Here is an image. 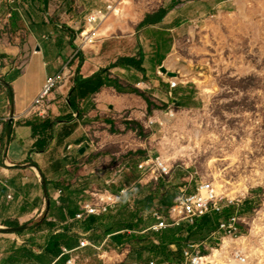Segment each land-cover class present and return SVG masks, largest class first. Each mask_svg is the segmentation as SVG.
<instances>
[{
  "label": "rangeland",
  "instance_id": "1",
  "mask_svg": "<svg viewBox=\"0 0 264 264\" xmlns=\"http://www.w3.org/2000/svg\"><path fill=\"white\" fill-rule=\"evenodd\" d=\"M229 1L222 10L217 8L218 0H203L198 6L188 7L184 11L185 17L190 19L192 15H198L196 21H186L181 31L167 38L153 35L150 45L141 42L143 37L137 32L138 27L148 14L168 8L172 0H0V44L4 46L14 41L8 20L18 5L23 6V15L33 12L36 27L43 25L39 27L40 35L51 31L50 26L55 22L60 26H55V29L65 32L73 44H79L85 31L86 17L97 8L114 4L115 10H122L121 15L110 14L109 19L96 28L102 33L113 30L108 37H99L88 49L102 41L112 46L114 42L123 40L124 44L116 47L118 57L130 56L143 45L155 64L161 63L167 49L171 50L164 67L178 76L169 77L161 70L159 76L188 81L200 96V107L190 109L171 103L164 106L145 95L150 101V113L139 121L130 118L129 114L118 119L109 107L100 109L103 116L92 119L90 127L95 138L92 148L96 146L95 154L86 157L76 149L71 159L63 157L67 150L64 155L59 153L63 157L59 159V170L63 168L65 174L47 173L46 178L59 182L58 187H51V193L54 195L61 190L62 197L66 191V195L71 194L77 204L90 196L86 192L108 188L104 180L112 168L131 164L132 169L125 172L123 183L134 182L141 175L137 161L150 156L155 162L151 163V168L159 160L171 171L161 179L165 186L154 206L163 214L167 210L161 203L164 196L174 197L175 201L184 186L190 193L203 181H209L215 183L220 194L230 200L232 205L225 212L234 208V214L240 213L246 221L241 239L226 237L217 229L196 232L188 241L196 244L205 242V253L221 249L232 255L244 247L250 264H264V0ZM167 20L169 24L172 18ZM76 26L79 27L77 31L74 29ZM69 30H74L75 37ZM153 45L158 46L156 55L151 50ZM70 66L71 63L61 70L65 71ZM172 111L175 114L173 118L170 116ZM12 118L8 112L2 116L1 122L7 123ZM37 118L41 119L40 142L45 144L50 137L43 122L49 119V114L46 118ZM152 120L155 123L150 126ZM95 132L99 137H95ZM95 171L101 175L94 177ZM160 181L149 180L136 185L139 186L137 193L144 197L155 192ZM119 186L114 185L113 189ZM129 203L130 208H134V201ZM144 217L147 218L148 213ZM183 226L191 225L183 223ZM74 230L80 231L77 227ZM147 233L136 234L143 236ZM38 235V244L41 245L45 233ZM243 238L247 239L245 244H236ZM182 245L183 248L188 247L187 244ZM170 248L174 253L178 251L177 246ZM90 252L88 249L74 252L73 264H99L100 259L94 257V253L89 257ZM146 257L148 255H144ZM143 260L130 256L124 264H158L156 259L148 263ZM178 260L179 256L173 257L169 264H178Z\"/></svg>",
  "mask_w": 264,
  "mask_h": 264
},
{
  "label": "crops",
  "instance_id": "2",
  "mask_svg": "<svg viewBox=\"0 0 264 264\" xmlns=\"http://www.w3.org/2000/svg\"><path fill=\"white\" fill-rule=\"evenodd\" d=\"M177 1L184 3L170 11L161 23L142 27L144 18L137 31L143 37L141 42L150 44L153 41V35L160 38L170 37V34L181 31L186 21L191 23L196 21L198 15H192V19H189L185 17L184 11L186 12V9L193 5L198 6V3L200 4L203 0H172L169 7L174 6ZM204 1L207 2V0ZM229 3V0H218L217 8L222 10ZM22 7V5L15 7L8 20L11 35L14 37L13 43L8 42L4 46L0 44V180L2 181L0 184V264H6L8 260L15 259L16 253H20L25 247L32 252L31 254H40L42 250L39 246L45 245L50 234H67L72 238L74 236V240L81 245L77 247L76 243L72 250L62 247L63 252L64 249L69 251L63 254L67 257L63 264H67L69 260L74 262L71 259L74 252L87 249L91 251L89 257L94 253V257L100 259L99 264H124L130 256L135 255L132 254L130 245L119 247L112 244L111 238L119 232L101 235V233L83 231L77 224L76 217L82 212V206L92 200V193L108 189L116 193L123 187L141 185L139 183L141 175L130 183H123L125 179L123 175L118 183L120 186L116 190L113 186L111 189L101 188L95 189L94 192H86L90 196L76 204L71 194L66 195V191L62 197L61 190L56 191L54 188L57 193L55 192L54 195L51 193V187H58L59 182L56 179L46 178L47 173L54 171L52 175L65 174L63 168L59 170V159L67 156L71 158L76 149L79 154L81 150H85L83 154L86 157L95 154L96 146L92 149L95 138L92 136L90 127L93 124L92 119L103 116L100 109L109 107L118 119L129 114L130 118H135L137 121L142 120L147 113L149 114L147 102L141 96L130 93L131 90H139L149 98L151 97L154 102L162 103L164 106L171 103L174 106L190 109L200 107V96L193 91V86L189 85L188 81L184 82L178 78V87L171 89L172 79L159 76V70L164 67L171 50H166L160 64L154 63L150 52L146 51L143 45L130 56L118 57L116 47L124 44L123 40L114 42L112 46L102 41L93 48L88 49L90 46H87V49H83L84 52L80 50L77 54V44H73L65 32L55 29V26H58L55 22H52L50 26L51 31L48 30L47 34L40 35L39 27L43 25L36 27L33 12L28 11L30 13L23 15ZM167 19L171 23L168 24ZM74 29L77 31L79 27L76 26ZM112 30L113 28L107 30L106 35H103L101 30L100 37H108ZM69 32L72 37H75L74 30ZM151 50L156 55L158 46H151ZM133 57L142 60L143 71L119 62L123 58ZM70 63L69 71H66V79L50 96L49 119L46 122H51V127L45 130L50 140L44 144L40 142L41 119L28 111L40 94L46 79L62 72L61 69ZM102 70H108L110 79L114 83L119 82L125 88V92L120 93L113 87H105L98 94L79 101L77 103L79 111L72 109L69 99L74 86L73 73L89 78ZM8 112L13 118L7 123L1 122L2 116ZM43 123L45 125V121ZM98 135L99 133L95 132V137H99ZM65 150L68 151L66 155L63 154ZM59 153L64 156L60 157ZM5 161L8 166L4 164ZM127 164L128 171H131L132 165ZM93 174L94 177L101 175L97 171ZM109 177L110 175H107L104 181ZM99 184L103 186V183ZM43 213L45 214L42 218ZM7 222L15 225L6 226ZM75 227L80 231H75ZM149 229L141 233H147ZM39 233H45L42 237L44 242L41 245L38 244ZM17 260H20L17 264H37L33 263L32 257L25 260L19 257ZM57 261L58 259L52 264H56ZM178 262L181 264L180 260ZM163 264H169V262Z\"/></svg>",
  "mask_w": 264,
  "mask_h": 264
},
{
  "label": "trees",
  "instance_id": "3",
  "mask_svg": "<svg viewBox=\"0 0 264 264\" xmlns=\"http://www.w3.org/2000/svg\"><path fill=\"white\" fill-rule=\"evenodd\" d=\"M184 2L177 1L174 6L168 8H161L158 12L154 14H148L145 20L141 24L142 27L154 26L163 21V19L168 15L178 5H182ZM121 63L129 64L136 70L143 71L142 60L137 58H123ZM118 62V63H119ZM105 87H113L118 92L124 93L125 88H123L119 82H113L110 79L108 70H102L92 77L84 78L83 76L77 74L74 78V86L70 92L69 104L72 109L79 111V101L88 99L96 94H98ZM130 93L137 94L141 96L149 105L150 101L146 98L145 94L139 90H131ZM151 111V110H150ZM150 113V112H149ZM129 124H132L131 122ZM46 129L51 127V122H45ZM130 129V128H129ZM159 187L155 192H150L149 195L139 196L137 190L139 186H135L134 189L128 192L123 200V202L101 216H89L83 221L77 220V224L82 228L83 231H92L93 233H101V235H110L114 232H119L111 238V242L116 246L130 245L132 247V254L137 256L138 260H143L144 255H148L143 262L148 263L151 259H156L158 264H163L169 262L173 257L179 256V260L182 264L184 249L182 244H196V242L188 241L192 239L196 232H202L206 230H217L219 228L222 219H228L235 213L236 209H228L222 215H210L204 217L195 225L191 226H180L177 228H169L162 232L149 231L143 236H138L136 233H141L152 227L156 220L150 214L155 208V203L159 198L160 190L164 188V183L162 180L159 182ZM138 187V188H137ZM174 197L169 195L164 196L161 200L162 205L167 207V210L173 205ZM130 201H134V208H130ZM166 210V212H167ZM148 213V217L145 218L144 214ZM74 217V216H73ZM15 224L7 222L6 226H14ZM243 227V231H244ZM156 241L158 243H156ZM77 247H81L77 241L67 234H50L44 246H40V254H31L32 252L26 247L23 248L20 253L17 252L14 258L8 260L6 264H17L20 260L29 259L32 257L33 263L37 264H52L58 259L56 264H63L66 260V256L62 250L65 247L67 250H72ZM173 245L178 247L177 252H172L171 248ZM21 254V256L19 255ZM182 258V259H180ZM178 260V261H179Z\"/></svg>",
  "mask_w": 264,
  "mask_h": 264
},
{
  "label": "built area",
  "instance_id": "4",
  "mask_svg": "<svg viewBox=\"0 0 264 264\" xmlns=\"http://www.w3.org/2000/svg\"><path fill=\"white\" fill-rule=\"evenodd\" d=\"M115 11V5L108 4L105 8H98L87 16L84 34L79 44H77V54L80 50H83L87 46H92L95 41L98 40V30L96 28L105 23L111 16L110 14H114ZM88 27L90 28L89 30ZM66 70L69 71L68 69ZM66 70L51 75L46 79L40 94L28 111L29 113L40 118L47 117L50 109V96L60 86L62 81L66 79ZM178 84L177 78L172 79L170 88L176 89ZM174 115L172 111L170 116L173 118ZM154 123L155 121L152 120L150 126L154 125ZM151 163L155 162H152L150 156L146 158L143 157L137 162V167L142 177L139 182L140 184L149 180L158 182L170 174V169L159 160H157V164L152 168L150 167ZM4 164L8 166L6 161ZM128 168V166L123 165H120L117 169L112 168L109 179L105 181L106 186L111 189L114 185H117L124 173L128 171ZM0 184H2L1 180ZM134 187L135 186L123 187L117 193H113L109 189L92 193V200L86 202L82 206V212L77 215L76 219L81 220L86 216H101L108 213L114 209L124 195L132 191ZM186 189V186L181 188V195L174 201L173 205L165 214L157 207L152 210L151 215L156 220V223L149 229L150 231L162 232L169 228L180 227L183 223L195 225L198 220L204 217L224 214L226 208L232 205L229 204L230 200L220 194L218 187L213 182L203 181L190 193ZM245 225L246 221L243 215L241 216L240 213H237L220 222L217 232L222 235L224 234L226 237L241 239V234L243 233V227H245ZM83 245L85 244L83 243ZM206 245L205 242L188 245V247L184 249V252H182V264H250L249 256L243 249L244 247L235 250V253L232 255H227L224 253V250L221 249H213L211 253H205L203 248ZM64 252L69 253V251L65 249ZM67 264H73V261L69 260ZM151 264H154V262H151Z\"/></svg>",
  "mask_w": 264,
  "mask_h": 264
},
{
  "label": "bare ground",
  "instance_id": "5",
  "mask_svg": "<svg viewBox=\"0 0 264 264\" xmlns=\"http://www.w3.org/2000/svg\"><path fill=\"white\" fill-rule=\"evenodd\" d=\"M121 13H122V10H121V9H120V10L117 9V10L115 11L114 15H115V16H120ZM103 35H106V32H104ZM100 36H101V32H98V38H99ZM245 240L247 241L246 238H243L242 242L238 241L236 244H240V243H244V244H245V243H246ZM228 242H229V241H228ZM226 244H227V241H226ZM229 244H230V243H229ZM225 246H226V245H225ZM228 248H229V246H228Z\"/></svg>",
  "mask_w": 264,
  "mask_h": 264
},
{
  "label": "water",
  "instance_id": "6",
  "mask_svg": "<svg viewBox=\"0 0 264 264\" xmlns=\"http://www.w3.org/2000/svg\"><path fill=\"white\" fill-rule=\"evenodd\" d=\"M161 71H162L164 74L168 75L169 77H173V78H175V77L178 76L177 73H175V72H170V71H168L165 67H162V68H161ZM11 122H12V121H11ZM84 151H85V150H81V151H80V154H83Z\"/></svg>",
  "mask_w": 264,
  "mask_h": 264
}]
</instances>
